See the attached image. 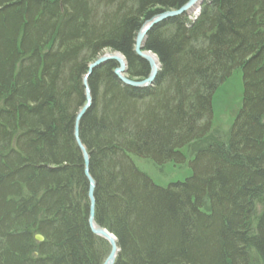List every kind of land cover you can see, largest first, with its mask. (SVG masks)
Segmentation results:
<instances>
[{
    "label": "trees",
    "instance_id": "1",
    "mask_svg": "<svg viewBox=\"0 0 264 264\" xmlns=\"http://www.w3.org/2000/svg\"><path fill=\"white\" fill-rule=\"evenodd\" d=\"M188 1L0 0V264L104 263L75 137L85 76L119 53L130 80L147 79L138 33ZM143 51L160 63L154 84L127 86L116 62L101 65L79 122L114 264H264V0H204L154 27ZM237 69L243 105L223 143L210 138L212 100ZM197 143L193 175L166 188L133 161L184 164Z\"/></svg>",
    "mask_w": 264,
    "mask_h": 264
},
{
    "label": "water",
    "instance_id": "2",
    "mask_svg": "<svg viewBox=\"0 0 264 264\" xmlns=\"http://www.w3.org/2000/svg\"><path fill=\"white\" fill-rule=\"evenodd\" d=\"M204 0H189L184 6H182L179 10H172V11H167L162 14H159L152 18L151 20L147 21L140 32L138 33V36L136 38V43H135V52L136 54L147 61L150 65V74L147 79L141 80V81H134L130 80L127 77V63L125 58L119 54V53H106L100 58H98L94 63H92L89 66V73L85 76V85L87 88L86 91V99L87 103L86 105L82 108V110L79 112L78 117H77V125H76V131H75V137L78 142V145L80 146L83 156H84V161H85V173L87 178L89 179L90 182V188H89V199H90V215H89V224L90 228L96 236L106 240L109 245H110V252L106 260L104 261L103 264H114L115 260L118 256L119 249L117 246V241L114 235L109 233L107 230L99 227L96 222H95V207H96V201H95V181L93 178L90 176L89 173V156L88 153L86 152V149L82 145L80 138H79V122L82 119V117L85 115V113L88 111V109L92 105V98L90 95V90L87 84L89 76L92 74V72L100 67L101 65L109 62V61H114L118 64V68L115 70V75L120 79L122 83H124L127 86L133 87V88H145L149 87L154 84L157 75L160 71V63L155 55H152L150 52H145L143 51L147 36L149 32L159 24L168 21L170 19H173L175 17H179L182 15H189L191 14V10H198L200 6L202 5V2ZM153 56L156 58L157 63L154 61ZM35 239L37 242L42 243L44 242V237L41 235L35 236Z\"/></svg>",
    "mask_w": 264,
    "mask_h": 264
},
{
    "label": "rangeland",
    "instance_id": "3",
    "mask_svg": "<svg viewBox=\"0 0 264 264\" xmlns=\"http://www.w3.org/2000/svg\"><path fill=\"white\" fill-rule=\"evenodd\" d=\"M199 12L200 8L189 15L194 17L196 14L198 15ZM154 60L157 63L155 57ZM243 98V74L242 70L237 69L234 71L232 76L217 89L213 96L211 139L214 138V140L217 139L219 142L223 143L228 142L231 135V129L242 108ZM199 147H203V145L201 143H197L189 148L185 147L181 150L187 156L184 164L167 162L164 165L159 166L152 160L140 159L136 157L133 158V161L136 167L142 173L147 175L157 186L166 188L171 184L184 182L193 175V169L190 165L193 156L190 153Z\"/></svg>",
    "mask_w": 264,
    "mask_h": 264
},
{
    "label": "bare ground",
    "instance_id": "4",
    "mask_svg": "<svg viewBox=\"0 0 264 264\" xmlns=\"http://www.w3.org/2000/svg\"><path fill=\"white\" fill-rule=\"evenodd\" d=\"M196 10V9H195ZM195 10H191L190 11V13L192 14V13H194L195 12ZM153 59H154V57H153ZM155 61V60H154ZM156 62V61H155Z\"/></svg>",
    "mask_w": 264,
    "mask_h": 264
}]
</instances>
